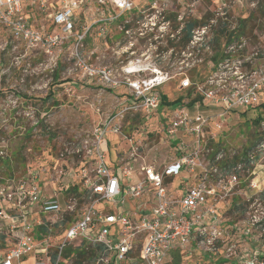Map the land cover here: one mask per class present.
Listing matches in <instances>:
<instances>
[{
	"label": "built area",
	"instance_id": "built-area-1",
	"mask_svg": "<svg viewBox=\"0 0 264 264\" xmlns=\"http://www.w3.org/2000/svg\"><path fill=\"white\" fill-rule=\"evenodd\" d=\"M184 2L0 0V30L14 53H41L51 70L67 55L81 81L121 98L86 141L81 184L48 195L35 171L0 181V264H69L67 252L78 242L102 247L94 264H172L175 255L197 256L199 264H264V140L220 142L233 114L259 103L257 71L249 76L245 64L251 37L236 13L244 0H208L213 16L195 18L187 43L193 21L181 12ZM93 38L132 59L94 64L98 49L86 57ZM167 55L176 57L173 70L158 64ZM204 61L214 71L193 84L186 73ZM176 77L191 98L164 103L162 89ZM129 115L154 122L167 140L172 156L162 169L144 158L138 166L126 162L117 146L106 153L108 135H121L134 154L142 147L124 135Z\"/></svg>",
	"mask_w": 264,
	"mask_h": 264
},
{
	"label": "rangeland",
	"instance_id": "rangeland-1",
	"mask_svg": "<svg viewBox=\"0 0 264 264\" xmlns=\"http://www.w3.org/2000/svg\"><path fill=\"white\" fill-rule=\"evenodd\" d=\"M194 2L196 4L193 7L186 6ZM252 2H257L256 9L250 7ZM184 3L181 12L187 21L195 22L196 17L204 21L213 16L208 0H185ZM236 13L240 18L248 19L243 31L251 40L245 64L252 68L247 72L249 76L257 71L254 77L257 79V94L261 103L264 102L263 0H244V9L240 12L237 8ZM7 35L0 30V181L10 177V174L20 178L29 171H35L40 174L48 195L55 194L56 189L67 184H81L84 170L89 169L88 160L85 159L86 141L98 125L119 109L121 98L117 99L116 93L104 91L94 83L81 81L77 72L68 70L72 64L67 61V55L60 58V61L64 60L62 67L51 70L41 53L26 57L22 52L14 53L12 44H7L10 42ZM114 48L110 42L106 46L103 41L93 38L87 41L86 57L98 49L99 53L91 57V62L97 65L118 66L132 59L117 56ZM256 49L257 57L252 55ZM162 59H159L158 64L163 69L173 70L171 67L176 57L167 55ZM197 66L195 79L202 76L207 80L214 71L215 63L204 61ZM179 71L183 76L185 71ZM186 75L191 78L190 73ZM180 81V77H176L162 89L172 102L182 96L191 98V91L179 89ZM191 82L198 84L200 80ZM201 114L205 113L201 111ZM192 116L197 117L198 113L194 112ZM259 117L264 119V112L259 108L233 114L232 121L224 127L225 131L220 136L221 145L240 147L253 143L252 138L257 141L261 137L259 132L263 131L262 123H254ZM132 118L131 115L125 118L123 132L133 140L134 146L143 140L137 154L121 135L107 136L104 145L106 153L109 157L113 156L117 146L123 149L122 156L126 162L135 164L136 160L138 166L144 162V158L147 163L155 161L157 168L162 169L166 164L164 162L172 156L167 140L159 133L154 122L145 121L148 124H143L141 120L129 133ZM253 134L256 135L253 137ZM199 263L200 258L194 256L181 258L180 264ZM69 264H75L74 258ZM82 264L94 263L84 261Z\"/></svg>",
	"mask_w": 264,
	"mask_h": 264
},
{
	"label": "trees",
	"instance_id": "trees-1",
	"mask_svg": "<svg viewBox=\"0 0 264 264\" xmlns=\"http://www.w3.org/2000/svg\"><path fill=\"white\" fill-rule=\"evenodd\" d=\"M263 4H264V0H263ZM248 19L244 20L243 22V25L244 27H246V24L248 23L247 21ZM199 22H191L189 24H187L186 26V31H185V39H184V43H187L188 42V39L190 38V31L193 29L194 26L198 25ZM195 71V70H194ZM190 72V77H191V80L193 82H195L196 80H200V81H203V77L202 76H199L197 79L196 78V72ZM50 97L47 96V98ZM183 99V96L182 97H179L176 101H174L173 103L171 104H174V103H177L178 101H181ZM198 99V98H197ZM163 100H164V103H168V98L166 97V95L163 96ZM256 108H259V109H262L263 112H264V102H261L259 104H257V107ZM141 117L140 116H136L134 118H132L131 120V125H130V129L128 130V132L130 133V131L133 130V127L138 125L139 122L141 121ZM263 118L259 117L257 120H255V124H260L262 122ZM254 135L256 134H253V137ZM259 135L262 137H258L257 139V143L258 142H261L264 140V131H260L259 132ZM253 141H256L254 138H252ZM7 166L9 167V164H7ZM10 171V170H9ZM75 190V188H74ZM102 247L101 246H92V245H87L86 243H83V242H78L74 247L70 248L67 252V256L66 257H71L73 256L72 258H74V262L75 264H82L84 261H89V262H93L94 263V260L95 258L97 257V254L102 252ZM175 258L173 259V263L172 264H180L181 263V258L178 256V255H175L174 256Z\"/></svg>",
	"mask_w": 264,
	"mask_h": 264
}]
</instances>
